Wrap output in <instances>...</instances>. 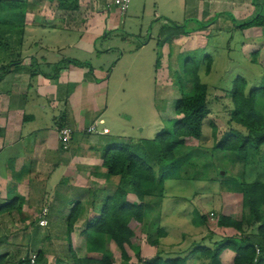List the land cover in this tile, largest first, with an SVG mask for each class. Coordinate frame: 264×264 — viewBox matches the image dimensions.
<instances>
[{
  "label": "crops",
  "instance_id": "crops-1",
  "mask_svg": "<svg viewBox=\"0 0 264 264\" xmlns=\"http://www.w3.org/2000/svg\"><path fill=\"white\" fill-rule=\"evenodd\" d=\"M55 1L4 2L9 10L6 22L12 25L6 24L11 54L6 57L3 71H0V222L1 219L5 222L4 218L14 211L18 212L17 216L21 214L23 220H28L27 217H32V214L38 216L34 203L29 202L32 199L28 198L32 190H37L38 196L43 199L40 204L50 207L47 234L49 238L56 239L54 242L52 239L55 247L54 251H50L46 246L41 247L42 240L38 243L30 241L32 247H28L24 263L30 264V258L36 256L35 264H52V258H55V264H101L102 254L87 250L84 230L88 225L85 223L100 217L107 196L112 195L120 184L118 177H107L103 157L115 147L133 146L142 139L136 135L138 127L135 122L131 118L124 119L120 111L126 105L123 107V99L118 101V96L125 92L123 86L128 85L124 65H120L121 58L113 64L110 72H106L110 61H115L110 57L112 51H108L104 57L97 55L96 51H100L98 44L108 33L126 27L127 20L122 22V16H128L129 22H133L139 13H143L146 0H132L129 10L123 15L111 5L110 0H74V5L67 3L64 8L61 2ZM195 1L205 17L195 28L199 34L190 32L187 35L186 28L193 24L187 23L180 38L162 47L160 64L163 68L168 70L170 65L171 47L179 48L192 38L196 40L208 33L217 32L221 36L225 31H228V43L222 46L218 42V47L232 52L230 42H233L244 59L262 68L264 26L242 30L239 25L257 14L264 17V0ZM2 2L0 9H3ZM232 16L236 20L232 21ZM213 19L217 20L212 22V26L206 29L202 26L200 29V23L204 25ZM150 43L144 44L141 50ZM91 57H96V62H100L99 67L93 65ZM142 74H138L137 81L132 83V93L140 92ZM63 126H69L74 131L68 151H63L59 143V129ZM92 126L109 132L89 134L88 129ZM114 180H117L116 184ZM16 198L19 199L18 205L22 204V209L3 211ZM155 199L158 200L149 197L140 201L135 194L128 195L129 203L145 205V224L136 228L132 245L126 246L128 262L116 243L107 240V250L113 255V264H146L157 259H186V264H212L210 257L200 247L214 250L215 243L228 238L217 239L214 245L202 244L210 237H203V242H198L196 238L207 225L195 226L191 215V225L197 233L191 234L189 240H195L190 245L184 244L188 238L184 234L178 243L170 246L162 243L168 239V233L159 223L152 221V216L157 217V221H162L163 217L160 209L151 212L157 203ZM164 199L160 198L159 202L162 203ZM74 207H78V217L69 234L67 220ZM147 224L151 225L150 229L157 230V245L146 238L143 239L146 243L139 241V232ZM42 228L45 233L46 227ZM159 229L162 236H159ZM12 230L11 225L5 228V232ZM38 236L40 238V232ZM4 247L0 249V256H6V263L21 264L13 262L14 255L8 248L12 246L0 238V248ZM16 254L19 255L18 252ZM219 260L220 264H234L235 253L225 250Z\"/></svg>",
  "mask_w": 264,
  "mask_h": 264
},
{
  "label": "rangeland",
  "instance_id": "rangeland-1",
  "mask_svg": "<svg viewBox=\"0 0 264 264\" xmlns=\"http://www.w3.org/2000/svg\"><path fill=\"white\" fill-rule=\"evenodd\" d=\"M0 1H3V9H0V17H2L0 18V71H3L5 59L11 54L6 28L12 24L6 22L8 21L9 15L7 13L9 10L4 2L8 3L9 0ZM45 1L53 3L54 0ZM56 1L69 3L68 5L75 4L74 0ZM99 1L105 2L107 0ZM143 4L145 9L143 13H139L133 22H129L128 16H122V22L127 20L126 27L108 33L98 44L100 51H96V54L101 57L112 51L110 57L115 58V61H113L114 59L110 61L111 65L106 72H110V68L118 62L119 58H121L120 65H124L123 70L125 75L127 74L126 82L128 85L123 86L125 92L118 96V101L123 99V107L126 105L123 110H120L124 119L131 118V121L135 122L138 127L136 135L138 134L142 141L155 140L161 135L163 129L171 128L173 120L177 118L175 106L181 95V82L184 84L185 77H187L186 69H191L195 62H197L196 65L200 66L199 75L202 82L209 87L208 103L211 109V114L204 123V138L201 142L194 141L195 149L188 150L192 153V159L196 166L190 162L191 167L185 166L183 168L182 176L186 178L189 176L193 180L167 181L164 195L166 199L163 200V204L159 202L160 198L154 200L157 202L156 210L152 208L151 212L160 209L163 217L161 218L162 221H157L158 218L152 216V221L159 223L168 233V239L162 243L169 246L178 243L181 241V235L184 234V236L188 235L184 244L190 245L195 240H189L192 237L191 234L197 233L191 225V215L195 219L203 214L207 216L208 224L200 232L199 240L197 238L196 240L200 242L206 237L210 238L202 244L214 245L217 239L223 237L241 239V235L236 230L233 229V232L231 230L224 231L218 226V219L222 215L231 217L236 221H242L246 215L247 219H250V224L245 221L243 230L247 236L255 238L260 224L255 223L249 209L244 208L242 187L244 183H264V145L258 150L251 149L252 153L249 156L248 164L240 159L237 152H215L214 145L231 131L242 135L247 134L244 128L231 122L230 110H232L233 104L229 92H231L233 82L238 77L247 80L248 92L254 88L263 87L264 63L262 68L251 64L248 59L241 56L239 49L234 46L233 42H230L234 50L232 52L219 48L218 42L219 44L221 42L222 46L223 43H228V31H225L221 36L217 32H210L211 35L208 33L204 37H197L196 40H192L194 39L192 38L179 48L171 47L169 51L172 59H167L170 62L167 70L160 64L164 50L162 47L166 43L171 45L173 41L180 38L183 35L182 29L185 31L187 23H193L189 27L191 31L188 27L186 28L187 35L194 32V34H199L195 28L205 17L202 16L201 7L197 5L195 0H146ZM234 19L235 17L232 16L231 20ZM211 21H207L208 23L204 25L200 23V29L202 26L204 29L212 26L215 21L213 23ZM208 35L210 36L208 37ZM149 41H151L150 46L141 50L142 46ZM91 58L93 65L99 67L100 62H96V57ZM209 61L213 63V67L211 65L212 71L207 73ZM103 63L105 64V61ZM165 63L167 62L165 61ZM138 74H142L140 92L132 93L130 87L134 81H137ZM188 82L186 86H190ZM258 98L259 108L264 114V94L259 93ZM214 127L216 128V139L213 137ZM199 179L206 180L200 181ZM116 183L117 180L114 184ZM38 194L39 191L37 190H32L28 194V198L32 199L29 202L34 203L37 213L39 212L38 216L32 214V217H27L28 220H23L21 214L17 216L16 213L18 212L14 211L11 216L4 218L5 222L1 219L0 238L12 246L8 248L14 255V258L12 257L14 263H22L27 260L28 247H32L30 241L38 243L39 240H42L41 247L46 246L50 251H54L55 246L53 247L52 239L53 242L56 239L49 238V234H47L49 233L47 230L49 225L48 228H45V233H43V228L38 226V219L40 221L43 210L47 209L50 212V207H43V204H40L43 199ZM259 214L264 218V206H261ZM59 224L61 225V223ZM7 225L13 227L12 232H5ZM150 227L151 225L147 224L139 232L140 242L146 243L143 240L145 238L148 239V242L156 240L157 230L156 228L150 229ZM58 228L61 229V226ZM39 232L40 238L37 237ZM259 244L263 246L260 241ZM17 252L19 255L16 254ZM263 253L260 252L259 255L264 257ZM52 264H55V258H52Z\"/></svg>",
  "mask_w": 264,
  "mask_h": 264
},
{
  "label": "trees",
  "instance_id": "trees-1",
  "mask_svg": "<svg viewBox=\"0 0 264 264\" xmlns=\"http://www.w3.org/2000/svg\"><path fill=\"white\" fill-rule=\"evenodd\" d=\"M66 4L61 3L63 8L67 7ZM262 26H264V17L259 14L239 25L242 30ZM196 63L191 69H186L187 77L184 84L181 82V97L175 106L176 115L180 118L173 120L171 128L163 129L155 140H144L133 146L121 145L104 154L103 165L108 171L107 177L109 179L118 177L120 184L112 195L107 196L100 217L90 221L85 230L87 250L90 253H101L103 256L101 264H113V255L107 250L108 239L116 243L122 251L124 260L128 262L126 246L132 245V240L136 237V228L145 224V205L137 206L129 203L130 193L135 194L140 201L149 197L164 199L167 181L193 180L189 176L187 178L182 176L183 168L196 166L192 153L188 150H194V141L201 142L204 138V123L211 114L208 103L209 87L202 82L199 75L200 66ZM211 65L212 62L209 61L207 73L211 71ZM187 82L190 86H186ZM247 90V80L238 77L229 92L233 104L230 110L231 122L244 128L247 134L231 131L214 145L215 152H237L245 164L250 160L251 149L258 150L264 145V114L258 105V96L259 93L264 94V86L249 92ZM213 137L215 139L217 137L216 128L213 130ZM242 189L244 208L249 209L252 220L260 224L257 235L252 238L244 232L245 221L250 224V219H247L246 215L242 221L220 216L218 226L236 230L241 235V239L229 238L215 243L214 250L200 247V250L210 257L212 264H220V256L225 250L235 253L234 264H264V257L257 253L258 249L264 252V218L259 214L261 206H264V183H244ZM18 202V198L13 199L3 211L15 208L20 211L22 204L18 205ZM77 211L78 207H74L68 217L69 234L77 221ZM207 222V216L201 215L194 219L193 224L207 225ZM158 231H160L159 236H162V230ZM158 241V239L152 240V244L157 245ZM156 263L186 264V259L167 261L157 259L153 263L146 264ZM0 264H7L5 255L0 256Z\"/></svg>",
  "mask_w": 264,
  "mask_h": 264
},
{
  "label": "built area",
  "instance_id": "built-area-1",
  "mask_svg": "<svg viewBox=\"0 0 264 264\" xmlns=\"http://www.w3.org/2000/svg\"><path fill=\"white\" fill-rule=\"evenodd\" d=\"M110 2H111V5L117 8L119 12L123 15L129 10L132 0H110ZM108 132L109 131L107 129L100 131L97 126H92L88 129L89 134L102 135V134H107ZM73 134H74V131L69 126H63L61 129H59V143L63 151H68L70 149L71 142L73 140ZM48 213L49 212L47 209L43 210L41 217H40V221H39L40 227L48 226V223H49L47 219ZM257 253L258 255L260 254L259 249ZM36 259H37L36 256H32L30 258V264H35Z\"/></svg>",
  "mask_w": 264,
  "mask_h": 264
}]
</instances>
